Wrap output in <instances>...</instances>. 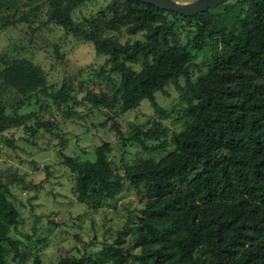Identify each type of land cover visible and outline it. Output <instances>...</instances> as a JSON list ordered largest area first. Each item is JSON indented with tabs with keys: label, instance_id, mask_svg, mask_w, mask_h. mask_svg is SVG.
<instances>
[{
	"label": "trees",
	"instance_id": "trees-1",
	"mask_svg": "<svg viewBox=\"0 0 264 264\" xmlns=\"http://www.w3.org/2000/svg\"><path fill=\"white\" fill-rule=\"evenodd\" d=\"M84 1L40 0L15 19L29 24L43 5L47 22L104 55L110 95L85 92L81 100L91 107L115 103L122 112L145 98L160 114L154 92L165 94L164 86L172 84L186 99L180 116L187 120L168 137L158 121L130 129L127 139L145 152L162 154L122 163L121 172L106 158V141L93 146L91 159L61 156L77 202L109 206L124 181L140 186L144 201L131 236L130 247L138 252L103 242L92 252L61 256L57 264H264V0H225L186 16L140 0H110L97 17L74 23L71 12ZM8 3L16 8L14 0H0V11ZM167 14L173 17L167 20ZM10 16L0 17V28L12 23ZM180 20L192 22L193 51L205 40L213 42L204 70L193 80L188 73L192 53L176 33ZM120 26L141 31V38L119 42L104 32ZM0 86L25 97L45 95L56 109L76 103L65 81L50 91L43 70L22 56H0ZM32 115L4 113L0 104V132ZM34 125L29 129L51 128L36 118ZM146 140L154 142L146 145ZM7 169L0 170V264L24 260L19 239L9 235L20 216L6 185L20 177Z\"/></svg>",
	"mask_w": 264,
	"mask_h": 264
},
{
	"label": "rangeland",
	"instance_id": "rangeland-1",
	"mask_svg": "<svg viewBox=\"0 0 264 264\" xmlns=\"http://www.w3.org/2000/svg\"><path fill=\"white\" fill-rule=\"evenodd\" d=\"M14 1L16 8L8 3L9 7L0 11V17L11 15L12 21L0 28V56H22L38 65L50 91L65 81L67 92L76 103L68 101L56 109L45 95L33 92L25 97L7 86H0V104L4 113H34L24 123L0 132V170L8 167V172L14 171L20 177L18 181L6 184L9 198L20 216L16 227L10 228L9 235L19 239L17 247L24 255V260H10L11 264H57L61 256L92 252L103 242L136 253L138 249L130 246L139 208L144 201L142 188L124 181L109 206L89 208L75 200L72 174L61 164V156L67 154L78 159H91L93 146L106 141L109 144L106 158L118 172H121L122 163H130L145 155L157 158L162 152H145L138 143L127 139V133L134 128L146 129L152 121H158L166 127L168 137L171 132L181 129L187 120L180 116L186 99H181L173 85L167 84L165 94L154 92L162 110L160 114L152 110L145 98L136 107L122 112L115 103L111 108L91 107L81 100L85 92L101 91L105 96L110 95L105 77L108 64L104 63V55L96 54L89 41L47 22L43 5L39 6L29 24L16 20L17 14L40 0ZM109 1L86 0L72 10L71 19L74 23H81L87 18H95L99 9ZM21 2L26 5L21 6ZM172 17L166 15L167 20ZM191 29L192 22L180 20L176 33L192 53L188 73L193 80L204 70L213 42L205 40L200 50L193 51L189 46ZM104 30L111 39L119 42L141 38L142 33L139 30L127 32L124 26ZM101 65L102 73L99 72ZM132 66L137 68L135 64ZM177 80L180 84L183 81L181 76ZM35 118L50 122L51 128L29 129L35 126ZM145 142L151 145L154 140ZM166 147H172L170 142ZM6 249L9 261L10 248Z\"/></svg>",
	"mask_w": 264,
	"mask_h": 264
},
{
	"label": "water",
	"instance_id": "water-1",
	"mask_svg": "<svg viewBox=\"0 0 264 264\" xmlns=\"http://www.w3.org/2000/svg\"><path fill=\"white\" fill-rule=\"evenodd\" d=\"M149 3L154 7L171 10L179 15H191L206 8L214 7L215 5L225 0H192L187 3L177 2L176 0H140Z\"/></svg>",
	"mask_w": 264,
	"mask_h": 264
},
{
	"label": "clouds",
	"instance_id": "clouds-1",
	"mask_svg": "<svg viewBox=\"0 0 264 264\" xmlns=\"http://www.w3.org/2000/svg\"><path fill=\"white\" fill-rule=\"evenodd\" d=\"M185 3L189 2V0H184Z\"/></svg>",
	"mask_w": 264,
	"mask_h": 264
}]
</instances>
